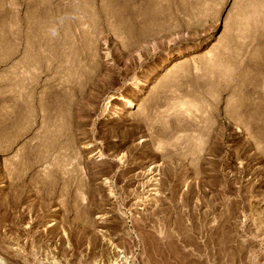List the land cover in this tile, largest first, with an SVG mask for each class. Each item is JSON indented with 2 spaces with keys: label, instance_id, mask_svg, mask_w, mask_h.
I'll use <instances>...</instances> for the list:
<instances>
[{
  "label": "rangeland",
  "instance_id": "374dc122",
  "mask_svg": "<svg viewBox=\"0 0 264 264\" xmlns=\"http://www.w3.org/2000/svg\"><path fill=\"white\" fill-rule=\"evenodd\" d=\"M0 264H264V0H0Z\"/></svg>",
  "mask_w": 264,
  "mask_h": 264
},
{
  "label": "bare ground",
  "instance_id": "6f19581e",
  "mask_svg": "<svg viewBox=\"0 0 264 264\" xmlns=\"http://www.w3.org/2000/svg\"><path fill=\"white\" fill-rule=\"evenodd\" d=\"M262 9V8H261ZM255 12V11H254ZM252 13V12H251ZM255 14V13H254ZM245 15V14H244ZM248 18V17H247ZM134 103H133V101L131 100V99H127V100H125V104H124V106H127V107H130L131 105H133ZM181 104V103H180ZM191 105V104H190ZM123 106V107H124ZM183 106V105H182ZM186 106H187V104H186ZM125 108V107H124Z\"/></svg>",
  "mask_w": 264,
  "mask_h": 264
}]
</instances>
